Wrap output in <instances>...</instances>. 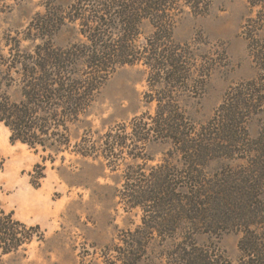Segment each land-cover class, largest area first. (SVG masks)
<instances>
[{
	"label": "trees",
	"instance_id": "trees-1",
	"mask_svg": "<svg viewBox=\"0 0 264 264\" xmlns=\"http://www.w3.org/2000/svg\"><path fill=\"white\" fill-rule=\"evenodd\" d=\"M43 1L44 11L35 13L8 54L0 48V121L11 142L24 143L41 157L30 182L38 186L45 162L65 151L101 157L115 170L116 148L137 149L128 154L119 196L129 208H140L141 221L121 230L92 263L136 264L158 240L166 264H264V121L254 137L248 131L249 120L264 114V0H247L251 15L242 25L256 73L229 86L202 124L188 116L180 98L203 91L217 64H198L186 52L188 43L175 42L172 35L186 7L204 13L199 0H73L67 6ZM67 23H76L83 38L57 46L53 38ZM22 39L35 42L32 51L21 48ZM126 64L146 68L145 97L155 102L154 113L134 115L130 136L108 131L95 141L84 133L71 148L72 126L89 114L102 85ZM152 141L170 144L156 164L142 151ZM3 164L0 154V169ZM39 229L1 208L0 252L25 249ZM230 231L240 233L236 262L217 245ZM80 264H86L84 258Z\"/></svg>",
	"mask_w": 264,
	"mask_h": 264
},
{
	"label": "rangeland",
	"instance_id": "rangeland-1",
	"mask_svg": "<svg viewBox=\"0 0 264 264\" xmlns=\"http://www.w3.org/2000/svg\"><path fill=\"white\" fill-rule=\"evenodd\" d=\"M72 1L55 0V3L67 6ZM199 1L204 13L196 14L186 7L172 35L175 42L188 43L186 52L191 58H197L198 64H217L205 81L203 91L184 93L180 98L188 116L202 124L213 115L227 88L253 77L256 68L242 33V25L251 15L248 1ZM44 8L43 0H0L2 53L8 54L9 46L23 36L30 19ZM143 31L150 32L151 26L146 23ZM80 38L83 37L77 24L67 23L54 36L53 42L57 46H66ZM5 40L8 45L4 44ZM34 43L22 39L20 46L32 51ZM146 78L147 70L141 64L119 67L102 85L89 114L81 116V120L72 126L71 148H75L74 143L84 133L95 141L108 131L124 130L130 136L129 121L134 115L154 113L155 102H149L145 97L148 91ZM263 121L264 114L249 120L250 136L258 133ZM9 134L0 121V154L4 158L0 169V209L13 211L16 219L27 225L38 224L40 229L25 249L6 254L0 252V264H80L83 258L86 264H93L100 259V249L116 240L121 230L140 223V208H129L119 196L123 190L125 163L131 162L128 154L137 149L130 146L116 148L119 166L115 170H110L101 157L65 151L54 162H45L44 176L39 185L34 186L30 182L31 172L35 164L41 162L40 154L20 141L11 142ZM169 149L167 142L152 141L142 151L152 156L149 164H156L166 157ZM102 150L97 145V152ZM173 160L178 162L179 157L174 155ZM39 233H43V239L37 238ZM239 235V232L230 231L222 234L217 242L219 250L232 262L239 256ZM200 239L205 240L206 236L201 235ZM150 245L152 247L136 264H166L158 240H152Z\"/></svg>",
	"mask_w": 264,
	"mask_h": 264
}]
</instances>
